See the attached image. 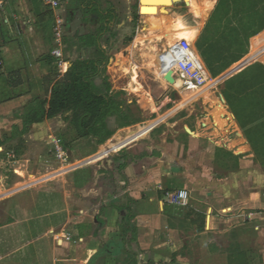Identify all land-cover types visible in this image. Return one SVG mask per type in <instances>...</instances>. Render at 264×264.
I'll return each instance as SVG.
<instances>
[{
	"label": "crops",
	"instance_id": "1",
	"mask_svg": "<svg viewBox=\"0 0 264 264\" xmlns=\"http://www.w3.org/2000/svg\"><path fill=\"white\" fill-rule=\"evenodd\" d=\"M61 3L60 10L54 12L44 0H0V151L16 140L31 146H50L51 120L30 125L28 117L41 102L50 99L55 83L79 60L77 54L86 58L96 50L91 35L108 57L115 47L136 42L142 34L162 26L147 25L140 0ZM198 3L195 5L201 7ZM179 6L190 7L183 3L166 7L169 13L158 16L161 23L166 16L171 20L181 13ZM191 8L199 30L193 31L195 35L190 38L187 33L183 35L196 47L212 11L204 12V6L197 15ZM57 15L65 20L63 65L53 55ZM212 29L209 36L214 34ZM174 43L167 40L163 53ZM143 135L137 131L103 148V152L88 159L95 161L90 166L98 165L95 170L83 171L84 164L62 174L54 173L50 179L30 178L17 188L19 192L9 193L5 198L11 216L0 230L15 237L5 241L7 248L0 252V264H127L131 255L139 264H264L263 166L220 176L213 168L193 167L191 154L187 158L169 155L158 146L156 150L162 154L150 153L152 149L147 148V153L139 155L135 147L130 153L124 152V158L117 155L122 160L119 162L127 163L123 172L125 187V181L115 175L114 160L107 159L108 170L102 160ZM85 143L97 145L94 139L83 138L73 147ZM44 159L39 160L41 166L46 163ZM181 190L189 192L186 204H171L170 195ZM126 195L134 201L130 211L137 240L124 247L122 226L127 211H119L114 204L127 203ZM80 200L81 205H76ZM8 211L6 214H10ZM14 240L39 242L40 249L29 257L18 254L25 246L14 249Z\"/></svg>",
	"mask_w": 264,
	"mask_h": 264
},
{
	"label": "rangeland",
	"instance_id": "2",
	"mask_svg": "<svg viewBox=\"0 0 264 264\" xmlns=\"http://www.w3.org/2000/svg\"><path fill=\"white\" fill-rule=\"evenodd\" d=\"M185 1L190 7L179 6L181 13L175 14L173 19L170 20L166 16L162 23L160 20L162 25L160 30L149 29L152 31L146 35L142 34L136 42L127 41L123 46H117L110 51L108 64L95 83L101 92H107V86H109L111 93L116 95L118 101L122 103L123 111L127 115L123 119L114 117L109 120L108 125L114 131V135L107 142L102 146L96 143L95 146L98 147L88 145V143L79 144L80 147L75 149L73 145L78 140L65 120V117L69 115L67 114L49 121L50 134H52L50 146H31L23 140H16L13 144L8 143V146L0 151V226L4 225L8 217L11 216L10 210L6 207L5 197H8L7 195L11 192H19L17 188L30 182V178L33 180L50 179L54 173L62 174L69 168L84 164L85 166L82 167L86 168H83V171L87 172L90 168L95 170L98 165L91 164L90 166V163L95 161L90 162L88 159L95 157L103 148H110L137 131L143 132L145 135L116 150L115 154H108L104 157L102 162L106 163L107 170V159L117 161L118 159H115L117 155H122L124 152L130 153L135 147L138 148L139 155L147 153V148L152 149L149 150L150 153L162 154V151L156 150L158 146L169 155H183L187 158L191 154L193 163L190 162V164H194L193 167L199 166L197 168L202 169L200 167L204 165L207 168H213L220 176L261 167L260 161L264 160L263 123L248 122L247 131L241 128L223 94L225 83L229 78L218 84L216 80L222 74L213 78V83L201 91L184 90L181 87L183 82L178 81L175 77L173 85L168 83L165 78L166 74H164L167 71L165 66L152 60L153 57L155 59L161 57L167 40L176 43L177 36L180 38L184 36L183 33H187V37L190 38L195 35L192 33L193 31L199 30V23L194 19L195 15L191 13V7L197 15L199 9L204 6L207 8L203 10L204 12H213L219 0H194L195 3L191 0ZM197 2L202 6H196ZM211 7L212 9L209 10ZM167 8H172V6H167ZM212 12L209 13L212 15ZM162 14L167 15L166 13ZM146 23L154 28L147 20ZM212 30L214 31V28ZM146 32L144 31V33ZM251 52L252 47L248 56ZM77 55L79 58L82 56L81 54ZM248 56L242 60L245 68L238 73L255 63L264 65L255 59L247 60ZM238 64L240 62L234 67H238ZM170 66L169 64L168 69ZM155 67L162 68L163 71H155ZM262 92L246 97L248 101H251V106L254 105V100H257L255 98L264 95ZM244 95L241 94L242 97ZM129 122L133 124L128 125ZM155 125L158 126L147 133ZM198 138L203 143L194 142ZM56 141L60 145L59 147L66 152V157H60L57 153ZM65 143L69 148L64 149ZM82 150L83 152H81ZM73 151H75L74 155L78 162L75 161ZM249 155L253 156L246 158ZM195 157H198V162H195ZM40 159L46 161L45 165L41 166ZM115 165H117L116 162ZM103 171L105 170L103 169ZM100 182L102 183L103 179ZM44 186L43 184L39 188ZM81 202L83 201H78L76 205L80 206ZM7 211L10 214H6ZM0 233V252H4L7 248L5 241L12 240L15 236L5 234L3 229L0 230ZM12 242H15L12 243L13 246L16 245L14 249L24 244L25 247L21 248L18 254L28 257L37 252L41 244L39 242L30 244L27 240L22 243H16V240Z\"/></svg>",
	"mask_w": 264,
	"mask_h": 264
},
{
	"label": "trees",
	"instance_id": "3",
	"mask_svg": "<svg viewBox=\"0 0 264 264\" xmlns=\"http://www.w3.org/2000/svg\"><path fill=\"white\" fill-rule=\"evenodd\" d=\"M212 27L214 34L209 36L208 31ZM262 31H264V0H219L205 32L196 42L198 52L211 76L217 78L248 55L250 40ZM90 38L94 40L92 45L96 50L86 58L81 56L71 66L66 76L55 83L50 99L41 102L40 108L29 115L27 124H38L69 114L65 120L69 123L77 140L92 138L99 146H102L114 135V131L109 128V120L114 117L123 119L127 114L124 113V107L116 95L111 93L109 86H107V92H101L97 88L95 81L101 75L102 68L106 66L108 57L100 48L97 38L94 35ZM262 43H264V35L260 34L253 38L252 52L247 60L255 59L264 63V44ZM154 59L153 57L154 62L163 65L160 56ZM170 65L169 70L174 76L175 64ZM154 69L163 71L158 67ZM175 78L181 81L178 77ZM261 92L264 93V65L259 63L249 66L225 83L224 97L244 131H247L248 122L252 124L259 122L258 124L263 123L264 126V95L255 98L257 100H254L253 106L250 105L251 101L246 99L247 96ZM241 94L245 95L242 97ZM229 117L231 118L230 115ZM129 123L128 125L133 124ZM67 148H69L68 144L65 143L64 149ZM123 155H121L122 158H124ZM116 157L115 159L118 160H114L117 163L115 175L125 181L126 187L127 179L123 172L127 163L125 160L119 162L121 158ZM260 162L264 167V160ZM125 198L127 203L114 204L119 211H127L125 223L122 226L124 247L137 240L136 225L131 224L133 219L130 209L134 201L127 195ZM127 264H139L137 257L131 255Z\"/></svg>",
	"mask_w": 264,
	"mask_h": 264
},
{
	"label": "built area",
	"instance_id": "4",
	"mask_svg": "<svg viewBox=\"0 0 264 264\" xmlns=\"http://www.w3.org/2000/svg\"><path fill=\"white\" fill-rule=\"evenodd\" d=\"M44 2L54 11L58 12L61 8V0H44ZM64 29L65 20L57 15L55 28L56 49L53 52L59 65L64 64ZM175 45L176 49H172ZM166 52L175 59L174 77H178L183 85L184 90L201 91L213 81L205 63L199 55L192 41L186 37H180ZM242 61L240 64H242ZM239 64V65H240ZM238 65V66H239ZM57 153L60 157H66V152L59 147L56 141ZM189 199V192L181 190L170 195L169 200L175 206H184Z\"/></svg>",
	"mask_w": 264,
	"mask_h": 264
},
{
	"label": "bare ground",
	"instance_id": "5",
	"mask_svg": "<svg viewBox=\"0 0 264 264\" xmlns=\"http://www.w3.org/2000/svg\"><path fill=\"white\" fill-rule=\"evenodd\" d=\"M180 1L182 0H143L141 14L145 15V19L152 27H156L160 24V20L158 18L159 14H168L169 12L167 11L166 7L172 6L174 3ZM160 8H163V10H160ZM212 83H210L209 85H211Z\"/></svg>",
	"mask_w": 264,
	"mask_h": 264
},
{
	"label": "water",
	"instance_id": "6",
	"mask_svg": "<svg viewBox=\"0 0 264 264\" xmlns=\"http://www.w3.org/2000/svg\"><path fill=\"white\" fill-rule=\"evenodd\" d=\"M140 1H141V3H143V0H140ZM180 3H183V4L187 5V6L189 5L186 1L182 0V1H180V2H176V3H174L172 6H176V5L180 4ZM160 10H163V8H160ZM141 11H142V9H141ZM172 49H173V50L176 49V46L173 45V46H172ZM161 60H162L163 65L165 66V69L168 70L167 73H166V77H165V78H166V81H167L168 83H170L171 85H173V84L175 83V78H174V76H173V74H172V71L168 69V65L171 64V63H174V64H175V59L172 58V57L168 54V52H165V53H163V54L161 55ZM243 64H244V63L240 64L238 67H235V68L231 69L230 71H228L227 73H225L224 75H222L221 77H219V78L216 80L217 83L219 84V83H221V82H224L226 79H228L229 77H231V76H233L234 74H236L240 69H242L243 67H245ZM247 66H248V65H247ZM0 70H1V64H0ZM158 125H159V124H158ZM158 125H155V126L151 127V128L148 130L147 133H149L150 131H152L153 129H155ZM77 167H78V166H77Z\"/></svg>",
	"mask_w": 264,
	"mask_h": 264
}]
</instances>
